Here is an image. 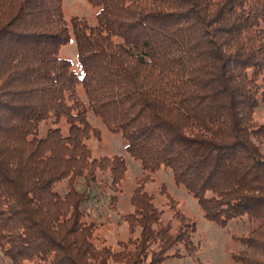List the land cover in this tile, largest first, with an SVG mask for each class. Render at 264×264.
<instances>
[{
	"label": "trees",
	"instance_id": "1",
	"mask_svg": "<svg viewBox=\"0 0 264 264\" xmlns=\"http://www.w3.org/2000/svg\"><path fill=\"white\" fill-rule=\"evenodd\" d=\"M86 1L94 21L67 18L63 0H0V251L11 264L197 260L196 218L165 184L162 200L145 188L165 169L206 220L249 224L228 264H264V0ZM72 39L78 68L60 55ZM102 127L142 171L113 245L84 208L104 193L119 209L126 158L92 154Z\"/></svg>",
	"mask_w": 264,
	"mask_h": 264
},
{
	"label": "rangeland",
	"instance_id": "2",
	"mask_svg": "<svg viewBox=\"0 0 264 264\" xmlns=\"http://www.w3.org/2000/svg\"><path fill=\"white\" fill-rule=\"evenodd\" d=\"M65 16L69 18L70 15L77 14L83 15L89 21H94L95 8L92 7L86 0H63ZM60 55L70 58L75 68H78L76 58V47L73 39L60 50ZM255 116L259 120L264 121V109L258 108ZM89 119L94 120L92 115L89 114ZM96 122V121H95ZM99 125L102 126L101 123ZM102 138L95 141L89 140L88 143L92 147V154L94 156L101 154H123L126 158L127 171L125 178L122 180L123 191L119 194L117 207L113 209L108 206V196L101 193L98 199L90 198L84 204L87 219L94 221L98 226L96 235L100 240L114 244L116 240L123 237L127 233L124 227L125 223L120 217V213L131 209L130 194L136 186L137 178L142 176L139 163L129 157L123 149V142L120 136L112 135L102 127ZM152 179L145 181V188L147 191L152 192L158 199H163L160 195L162 184L166 185L168 194L180 202L186 214L194 216L197 220V231L194 235L195 241L200 244L199 254L197 260L194 258H171L162 264H228L229 251L235 248L237 244L233 240L234 233L246 232L249 224L245 219H237L230 221L225 227L218 226L206 220L202 211L200 210L196 200L185 192L181 187L176 186L170 172L165 169L154 173ZM62 187V185H59ZM77 188H80L77 185ZM167 214L165 217H168ZM124 231V233H123ZM123 234V235H122ZM238 247V245H236ZM0 264H11L10 261L0 251Z\"/></svg>",
	"mask_w": 264,
	"mask_h": 264
}]
</instances>
